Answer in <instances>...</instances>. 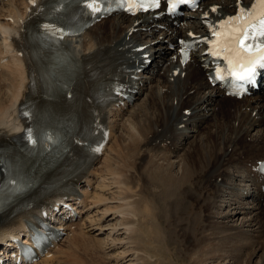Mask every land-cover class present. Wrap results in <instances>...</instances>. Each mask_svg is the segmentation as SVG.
Instances as JSON below:
<instances>
[{
    "label": "bare ground",
    "instance_id": "obj_1",
    "mask_svg": "<svg viewBox=\"0 0 264 264\" xmlns=\"http://www.w3.org/2000/svg\"><path fill=\"white\" fill-rule=\"evenodd\" d=\"M237 1L219 0L212 3L218 6L213 10L203 6L201 12L180 17L177 27L167 23L166 29L155 25L163 21L150 22L147 15L134 19L112 16L88 28L76 45L73 38L67 40L77 55L105 48L112 55L127 58V68L133 50L139 46H144L140 53L148 52L153 61L136 74L141 85L134 97L143 92L146 95L121 123L118 137L115 122L126 103L104 112L109 120L108 140L84 185H77L81 198L74 204L79 206L80 218L68 227L74 230L62 239L53 255L47 257V252L33 264H209L223 262L225 258H221L226 255L238 264L244 251H249L245 264L254 258L264 264V193H259L256 178L250 179L257 190L254 194L226 182L231 178L229 167L264 158V94L240 101L223 99L203 81L197 55L179 65L169 49L171 36L195 32L202 28L201 23L232 13ZM23 2H6L0 13L5 20L0 30V61L6 58L0 62L1 145L17 138L16 133L23 128L17 108L34 88L27 59L11 51L18 46L13 33L25 14ZM48 77H44L45 85ZM194 136L185 149L186 141ZM181 149L180 159L171 156ZM12 152L10 149L9 155ZM28 161L22 157L19 163L11 160L16 166L8 176L34 183L36 178L23 171ZM50 175L46 173L44 179ZM223 186L251 199L247 206L225 203L227 208L235 206L233 210L251 215L248 220L241 218V227H249L245 232L229 226L238 214L235 211L220 217L225 222H216L212 209L218 206L215 199L223 197ZM23 217L21 214L17 220ZM5 223L0 218V241ZM245 233H250L249 241L238 244ZM230 241L237 246L229 247Z\"/></svg>",
    "mask_w": 264,
    "mask_h": 264
},
{
    "label": "snow or ice",
    "instance_id": "obj_2",
    "mask_svg": "<svg viewBox=\"0 0 264 264\" xmlns=\"http://www.w3.org/2000/svg\"><path fill=\"white\" fill-rule=\"evenodd\" d=\"M178 2L183 3L184 0H178ZM83 3L85 5V8L89 11V14L94 16L97 13L104 11V6L108 3V0H83ZM134 6L143 8L145 5L141 3L140 0H136V4ZM154 6H156V0H153L151 4L147 5V7ZM172 7L174 10L175 5H172ZM129 10H131V7H129ZM67 34L69 33L61 28L44 25V32L40 36H38L37 39L41 42L42 45L48 46L50 43L59 44L60 40H62L64 35ZM258 36H264V19L260 21V29L258 31L256 29H253L251 35L249 34L247 29L243 30L242 32L237 30V32H235L232 36L231 43L233 47L230 50L235 51L238 56L241 53L251 54L253 46L251 44L246 45L245 41L255 39ZM256 50L261 53V56L256 58H249L246 63L241 64L239 67L234 64L232 59H229L227 56L225 57L230 65L228 74H230L236 81L251 80L258 67L264 68V48H261L259 45H257ZM213 54L219 55V52H215ZM182 55L186 58L187 53H182ZM214 78L218 79L220 77L217 76ZM26 131L29 142L35 144L36 140L33 138L31 130L28 129ZM47 139L50 142L52 140L50 136L47 137ZM260 170L264 171V166H262ZM8 183L13 185L8 189V191L13 195L23 191L27 186V184L22 179L19 181L9 180ZM5 187L6 186L4 184L0 183V198H2L4 194Z\"/></svg>",
    "mask_w": 264,
    "mask_h": 264
},
{
    "label": "rangeland",
    "instance_id": "obj_3",
    "mask_svg": "<svg viewBox=\"0 0 264 264\" xmlns=\"http://www.w3.org/2000/svg\"><path fill=\"white\" fill-rule=\"evenodd\" d=\"M144 95H146V94H144ZM144 97L145 96H143V94H141L137 99H135L134 101H133V103H132V105L131 106H129V107H127V109H125V112H124V114H126V115H129L130 113H131V111L133 110V109H135V105H137V104H140L142 101H143V99H144ZM132 109V110H131ZM130 112V113H129ZM227 118V117H226ZM124 119V118H123ZM117 120H119V118L117 119ZM120 123V124H119ZM116 126H118L119 128L118 129H116V137H118V135L120 134V132H122L121 131V129H120V126H121V121H119V122H117L116 123ZM204 127V126H203ZM203 130V129H202ZM253 133H255V132H253ZM196 135V134H195ZM197 136V135H196ZM196 136H194V137H192V138H190V139H188L187 141H186V145H184L185 146V149L187 148V143H191V142H193V140H194V138H196ZM247 141V140H246ZM248 142V141H247ZM184 146H183V149H184ZM183 149H181L180 151L178 150V151H176L175 153H172L171 154V156H175V157H177V159H180V157H179V155L181 156L182 154H183ZM158 154V153H157ZM161 156V155H160ZM177 159H173V161H177ZM228 170H229V172L231 173V174H233V180L236 178V172H235V170L233 169V168H228ZM232 170V171H231ZM225 201V200H224ZM108 202H110V201H108ZM110 205H111V203H109ZM222 205V204H221ZM226 205V204H225ZM223 206V205H222ZM228 209L227 208H223L222 210H220V211H217L216 213H217V215H221L220 213H225L226 211H227ZM215 216H217L216 214H214ZM244 218L245 220H248V219H250L251 217H249V215H246V214H238L237 215V217L235 218V220H234V222H230V224H229V226L231 227V225H233L231 228H239V229H241V225H240V223H241V220ZM225 222V221H223V220H221L220 221V219H217V221L216 222ZM243 229H245V230H248V228L249 227H247V226H244V227H242ZM234 230V229H233ZM232 229H231V231H233ZM226 234L228 233L227 231L225 232ZM225 233H223V235L225 234ZM92 234V233H91ZM249 234L250 233H248V234H246L245 233V235L243 236V239H242V241L241 242H238V244H244V243H246L247 241H249ZM124 236V235H123ZM123 236H121V237H123ZM259 238L258 237H256V240H258ZM241 239H237V241H240ZM263 239H260L259 240V242L260 241H262ZM264 241V240H263ZM231 243L228 245L229 247H233V246H237V242H232V241H230ZM233 243V244H232ZM262 243V242H261ZM231 245V246H230ZM129 247H130V245H128ZM128 246H125L126 247V249H128L129 247ZM125 247H123V249L125 248ZM250 250H251V248H250ZM110 254L111 253H113V251H108ZM116 252V251H115ZM251 252V251H250ZM249 253V251H244V252H242V254H241V256H240V261L238 262V264H245L246 263V261H247V258H246V256H247V254ZM76 256H80V253H78V254H76ZM227 257H222L221 259H224L223 260V262H220L221 260H216V262L215 261H212L211 263H209V264H235L234 263V260H231V258H230V256L229 255H226ZM230 258V259H229ZM249 261V260H248ZM259 262V260L257 259V258H254V259H251V261H250V264H260V263H258ZM126 264H129V263H126ZM134 264H139V263H134ZM204 264V263H203ZM237 264V263H236Z\"/></svg>",
    "mask_w": 264,
    "mask_h": 264
}]
</instances>
